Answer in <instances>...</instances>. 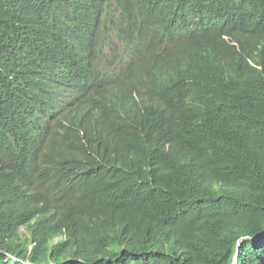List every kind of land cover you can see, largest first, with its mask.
<instances>
[{
    "label": "trees",
    "instance_id": "obj_1",
    "mask_svg": "<svg viewBox=\"0 0 264 264\" xmlns=\"http://www.w3.org/2000/svg\"><path fill=\"white\" fill-rule=\"evenodd\" d=\"M110 0H91L90 15L73 17L50 0H0V60L12 44L44 22L63 36L106 29L114 18ZM224 35L264 67V0H200L183 37L201 48L227 45ZM231 48V47H229ZM78 61L65 56L63 73ZM221 97L181 86L168 94L165 111L135 119L137 101L128 89L108 96L116 116L98 129L82 119L66 133L60 157L71 179L93 164L110 204L91 227L52 251L62 264H264V81L244 62ZM160 90L156 97H163ZM0 113L20 133L24 120L0 99ZM96 180V181H98ZM5 232V235L2 233ZM14 230L0 206V248ZM0 264H22L5 260ZM43 264L47 253H35Z\"/></svg>",
    "mask_w": 264,
    "mask_h": 264
},
{
    "label": "clouds",
    "instance_id": "obj_2",
    "mask_svg": "<svg viewBox=\"0 0 264 264\" xmlns=\"http://www.w3.org/2000/svg\"><path fill=\"white\" fill-rule=\"evenodd\" d=\"M50 1L73 17L90 15L91 0ZM199 1L110 0L114 18L106 29L63 36L59 25L44 22L2 55L0 99L24 120L15 133L0 113V206L14 230L8 242L19 251L0 248L5 260L32 264V255L44 252L43 264H62L52 251L110 212L94 164L80 183L60 162L67 131L82 119L96 129L115 119L110 94L128 89L137 101L135 119H142L165 111L166 96L181 86L221 97L227 79L243 76L245 61L261 70L264 81V67L246 55L251 43L242 46L228 35L223 38L231 48L186 43L184 29ZM65 56L78 61L60 73ZM237 261L235 254L229 264Z\"/></svg>",
    "mask_w": 264,
    "mask_h": 264
},
{
    "label": "bare ground",
    "instance_id": "obj_3",
    "mask_svg": "<svg viewBox=\"0 0 264 264\" xmlns=\"http://www.w3.org/2000/svg\"><path fill=\"white\" fill-rule=\"evenodd\" d=\"M85 40V47L87 48V49H90V46H89V42L87 41V39H84ZM167 61V60H166ZM166 61H164V62H166ZM39 117V116H38Z\"/></svg>",
    "mask_w": 264,
    "mask_h": 264
},
{
    "label": "rangeland",
    "instance_id": "obj_4",
    "mask_svg": "<svg viewBox=\"0 0 264 264\" xmlns=\"http://www.w3.org/2000/svg\"><path fill=\"white\" fill-rule=\"evenodd\" d=\"M34 220H32V222H33Z\"/></svg>",
    "mask_w": 264,
    "mask_h": 264
}]
</instances>
